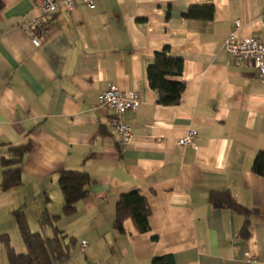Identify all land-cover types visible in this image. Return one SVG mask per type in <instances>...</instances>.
<instances>
[{"label":"crops","instance_id":"0c3cea01","mask_svg":"<svg viewBox=\"0 0 264 264\" xmlns=\"http://www.w3.org/2000/svg\"><path fill=\"white\" fill-rule=\"evenodd\" d=\"M0 1V264H11L5 238L27 251L16 210L47 236L54 227L41 219L58 216L54 226L76 241L64 264H152L166 255L173 264H264V177L252 171L264 151V81L225 48L238 19L240 36L264 35V0H95V8L74 0L73 10L61 5L45 17L41 46L27 25L39 15L37 0ZM206 4L212 19L184 16ZM165 47L184 61L174 77L186 83L177 105L161 104L148 79ZM111 85L141 97L119 117L134 135L127 146L116 111L99 103ZM190 129L198 132L194 146L178 145ZM24 145L21 183L6 190L3 158ZM63 170L91 179L69 216ZM135 189L152 209L150 230L139 233L129 219L120 233L117 202ZM224 190L259 210L247 236L245 216L211 205L210 194Z\"/></svg>","mask_w":264,"mask_h":264},{"label":"trees","instance_id":"16d2710c","mask_svg":"<svg viewBox=\"0 0 264 264\" xmlns=\"http://www.w3.org/2000/svg\"><path fill=\"white\" fill-rule=\"evenodd\" d=\"M2 2L0 1V9ZM214 15V5H193L184 14L187 18L212 19ZM184 61L181 57L170 54V49L165 47L162 51L156 52L152 64L148 66L147 74L150 86L159 93V102L163 105H177L180 102L186 83L182 80L174 79L183 73ZM30 150L26 145L14 146L10 148L13 154L12 159L3 158L5 167L3 172L2 187L10 189L21 183V172L19 164L23 156ZM252 171L264 177V151L257 153ZM91 184L90 176L83 171L63 170L59 174V185L61 187L64 204L62 212L64 215L75 213L77 204L89 193ZM210 203L215 208H229L246 217V225L242 234H249V217L258 213L257 209H249L239 204L230 191H214L209 197ZM152 209L148 200L139 190H131L120 195L116 205V215L114 228L125 233V222L131 220L139 233H146L150 230L149 218ZM20 235L26 245L25 253L17 252L5 238L7 257L11 264H64L71 257V251L76 245L73 238H69L62 230L54 226L58 216L49 217L44 215L41 219L43 227L51 225L54 227V235L47 236L42 232L32 231L23 211L14 212ZM152 264H173V257L166 255L156 257Z\"/></svg>","mask_w":264,"mask_h":264},{"label":"built area","instance_id":"2783aa9c","mask_svg":"<svg viewBox=\"0 0 264 264\" xmlns=\"http://www.w3.org/2000/svg\"><path fill=\"white\" fill-rule=\"evenodd\" d=\"M90 8L96 7L95 0H83ZM61 5L71 11L74 8V0H63L61 3L55 0H37V9L39 15L33 20L28 21V26L35 30L33 42L36 46L42 44V34L46 29L45 17L54 14ZM241 26V20H236V29L230 33L225 40V48L236 60L244 59L252 63L258 70L259 76L264 81V35L261 37L240 36L238 30ZM26 29V25H22ZM141 97L138 92L125 93L117 86L111 85L106 91L99 95V103L101 106L111 108L116 111L117 118L114 120L115 126L122 146H127L133 140V132L130 125L122 122L120 116L129 110H137L140 105ZM198 132L190 129L180 137L177 141L180 146H194L195 138ZM83 246H87V242H83Z\"/></svg>","mask_w":264,"mask_h":264}]
</instances>
